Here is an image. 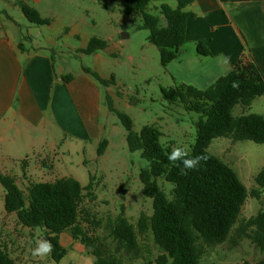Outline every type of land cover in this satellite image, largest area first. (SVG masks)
Wrapping results in <instances>:
<instances>
[{
  "label": "rangeland",
  "instance_id": "rangeland-1",
  "mask_svg": "<svg viewBox=\"0 0 264 264\" xmlns=\"http://www.w3.org/2000/svg\"><path fill=\"white\" fill-rule=\"evenodd\" d=\"M120 1L42 0L37 7L38 13L50 20V24L44 26L29 23L20 10L10 9L0 1V22L6 27L17 26L14 39L23 43L26 49L36 43L49 49L54 54L57 69L64 65L67 74L73 75L82 67H88L99 68L106 79L113 77V83L107 87L99 85L102 103L105 104L104 96L109 95L114 107L130 117L134 131H140L145 125H155L162 134L160 142L163 146L183 147L188 152L195 143V124L199 115L187 111L180 103L170 104L163 98L161 88H169L181 81L174 78L167 67L160 65L156 47L147 41V31L140 29V16L121 13ZM150 5L158 6L153 2ZM92 37L104 39L108 44L99 52V64L94 55L78 52ZM249 113L264 116V95L256 97L244 111V114ZM232 114L240 116L243 109L237 105ZM108 117L101 114L99 118L105 125L103 138L109 140L100 158L96 156V149L101 140L95 144L66 143L57 146L53 155H48L50 144L63 139L61 134L57 139L56 132L53 137L48 129L38 128L30 131L28 138L13 130L0 143V173L13 176L24 192L31 182L66 176L86 186L91 175L94 198H85L82 207L89 211L97 226L82 225L89 229L88 235L101 239L113 251L115 244L108 237V226L123 209L125 218L136 231L139 256L137 259L121 258L126 264H155L160 250L151 232L143 235L137 232L139 216L152 214V200L140 193L139 171L147 162L141 159L139 152L128 151L124 128L110 112ZM207 150L229 165L249 192L257 188L254 178L264 167V144L248 140L234 142L220 137L213 139ZM157 182L170 197L172 185L162 178ZM3 195L0 186V246L17 264H93L87 249L74 241L69 232L61 235L66 256L59 263L53 262L50 256L34 257L32 249L38 241L46 239L44 232L19 225L15 214L4 211ZM262 208L264 193L259 199L248 196L228 239L221 244L202 246V264H254L264 260V249L253 240L255 228L242 230L245 221Z\"/></svg>",
  "mask_w": 264,
  "mask_h": 264
},
{
  "label": "trees",
  "instance_id": "trees-1",
  "mask_svg": "<svg viewBox=\"0 0 264 264\" xmlns=\"http://www.w3.org/2000/svg\"><path fill=\"white\" fill-rule=\"evenodd\" d=\"M192 1L177 0L175 8L164 3L159 7L158 15L148 11L150 0L120 1L121 13L140 16V29L147 31L146 39L156 47L163 68L180 55L186 43L188 13L184 8ZM16 5L29 23L38 26L50 24L49 19L42 18L25 2L16 1ZM107 46L106 40L92 37L78 52L93 55ZM196 52L200 56H210L200 42L196 44ZM82 71L102 87L114 81L113 77L101 78L87 67H82ZM60 79L68 83L72 75L65 74ZM234 82L238 87L233 86ZM161 93L170 104L180 103L187 111L199 115L195 124V143L188 153L190 156L203 154L208 159L206 163L201 162L198 170L187 175H182L180 169L167 159L172 149L161 144L162 134L155 125H145L136 132L130 117L116 109L107 94L104 96L105 106L124 128L128 151L139 152L141 159L147 162L139 171L140 193L152 200V214L139 216L137 232L140 235L151 232L160 250L155 264H202V246L226 241L248 196L259 199L264 193V167L254 178L257 188L249 192L235 171L207 150L212 140L220 137L234 142L248 140L264 144V116L244 114L256 97L264 95V74L243 56L230 72L205 89L178 83L161 88ZM237 105L241 106L243 114L233 116L232 110ZM107 145L106 139L98 143L97 157L103 155ZM158 178L172 185L170 197L158 185ZM0 186L4 193V211L15 214L22 227L40 229L44 232L43 237L52 241L54 251L50 259L53 262L59 263L66 256L60 240L65 232L87 249L93 257V264H126L122 256L138 258L137 234L125 218L123 209L108 226V237L115 244L113 251L101 239L89 236L87 227L83 228L84 224L97 226L89 211L82 207L85 198H94L91 175L86 186H81L73 177H61L31 182L24 192L13 176L0 173ZM250 227L256 230L253 240L264 249V208L247 219L242 230ZM0 264H17L2 246ZM254 264H264V260Z\"/></svg>",
  "mask_w": 264,
  "mask_h": 264
},
{
  "label": "crops",
  "instance_id": "crops-1",
  "mask_svg": "<svg viewBox=\"0 0 264 264\" xmlns=\"http://www.w3.org/2000/svg\"><path fill=\"white\" fill-rule=\"evenodd\" d=\"M0 1L17 11L16 1H23L39 11L42 0ZM152 2L158 6L151 7ZM164 3L175 8L177 0H150L148 9L158 13ZM184 11L188 13L186 43L167 66L174 78L205 89L243 56L264 74V0H193ZM17 31L16 25L6 27L0 22V143L13 130L28 137L30 131L48 129L52 136L56 132L57 139L60 134L63 138L50 144L48 155H53L57 146L66 143L95 144L104 139L105 125L99 118L102 114L108 119L109 111L99 84L82 70L63 83L64 65L57 69L54 54L40 43L26 49L14 39ZM198 42L210 56L197 54ZM93 55L99 64V52ZM93 71L106 79L99 68Z\"/></svg>",
  "mask_w": 264,
  "mask_h": 264
},
{
  "label": "clouds",
  "instance_id": "clouds-1",
  "mask_svg": "<svg viewBox=\"0 0 264 264\" xmlns=\"http://www.w3.org/2000/svg\"><path fill=\"white\" fill-rule=\"evenodd\" d=\"M166 26V25H165ZM223 63L228 64V59L224 58ZM234 87H238V84L233 83ZM167 159L170 163L180 169L182 175H187L190 171L198 170L201 166V162L207 161L206 155L190 156L189 153L183 147H175L168 154ZM54 251V245L50 239H43L36 243V246L32 249V255L34 257H47Z\"/></svg>",
  "mask_w": 264,
  "mask_h": 264
},
{
  "label": "water",
  "instance_id": "water-1",
  "mask_svg": "<svg viewBox=\"0 0 264 264\" xmlns=\"http://www.w3.org/2000/svg\"><path fill=\"white\" fill-rule=\"evenodd\" d=\"M47 239V238H46Z\"/></svg>",
  "mask_w": 264,
  "mask_h": 264
}]
</instances>
